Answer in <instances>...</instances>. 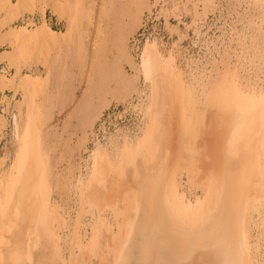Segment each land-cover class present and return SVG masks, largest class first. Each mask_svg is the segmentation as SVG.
<instances>
[{
  "label": "rangeland",
  "instance_id": "374dc122",
  "mask_svg": "<svg viewBox=\"0 0 264 264\" xmlns=\"http://www.w3.org/2000/svg\"><path fill=\"white\" fill-rule=\"evenodd\" d=\"M137 1L0 0V55L9 62L7 68L0 64V182L14 170L23 144L31 139L44 172L49 207L57 213V264H122L136 234L140 203L135 180L121 182L117 175L126 142L133 150L155 125L147 112L150 83L138 69L142 49L137 55L131 43L136 34L144 33L143 42L151 38L147 41L157 43L164 66L172 71L171 80L182 84L181 105L190 119L187 138L192 143L187 144L194 158L202 154L201 161L196 158L200 162L193 159L198 173L189 165L192 162L180 170L179 86L176 126L167 144V193L179 216L180 207L187 220L197 223L211 216L206 212L211 189L204 186L212 169L205 155L211 152L202 147L208 127H200L198 121L207 112V95L222 85L243 106L264 108V0ZM43 24L56 36L54 47L42 54L41 38L30 56L12 63L7 52L14 50V42L8 32L18 27L28 33ZM14 75H32L39 95L26 103L21 89L1 85ZM260 144L258 163L264 178V141ZM97 150L111 165L106 186L91 184ZM256 189L261 191L258 202L243 222L249 255L244 248L241 258L234 255L240 262L228 261V248L216 264H264V183ZM36 243V237H30L29 248ZM156 243L160 249V240ZM157 244L153 260L159 263Z\"/></svg>",
  "mask_w": 264,
  "mask_h": 264
},
{
  "label": "bare ground",
  "instance_id": "6f19581e",
  "mask_svg": "<svg viewBox=\"0 0 264 264\" xmlns=\"http://www.w3.org/2000/svg\"><path fill=\"white\" fill-rule=\"evenodd\" d=\"M105 10L106 8L103 9ZM115 30L117 29L113 31ZM24 31L13 27L8 32V36H11L14 42V50L7 52L12 63L17 64L30 56L36 48L35 43L41 38L43 42L41 53L44 55H47L48 50H51L50 48L56 43L54 41L52 43L53 37L56 36L49 31V26L46 24L28 33ZM69 33L70 29L62 32V35L68 36ZM106 38L108 36L104 40ZM142 47L138 69L145 74V78L150 83V104L147 112L155 121V125L147 131L133 150L126 142L121 151L118 180L121 182L128 181V178L135 180V190L140 203V220L136 223V234L129 249L122 255V264H151L153 259L157 260V255L153 252L156 247L153 245L156 246L158 239L160 249L158 243L157 252L158 260L161 259L158 261L160 264H206L208 261V264H216V259L223 252H228V248L231 258L228 261L235 259L240 262L234 255L241 258L244 248L246 254L249 252L248 244L242 237L245 218L250 213V207L254 206L255 201L258 202L257 194L261 191L256 187H262L264 183V178L260 174L262 168L258 163L260 143L264 141V108H259V105L256 108L243 106L242 103H238L236 94L226 92L222 85H218L207 95V112L197 117L200 127H205V124L208 127L205 131H208L206 133L209 136L206 138L204 135L207 140L203 139L207 144L201 146L206 147V152L207 150L211 152V156L210 154L208 156V153L205 155L211 158L212 169L209 166L211 171H208L209 176L204 180L206 182L204 186L207 185L206 187L211 189L209 197L211 204L206 208V212H210L211 216L199 223L192 219L187 220L188 217L183 214L181 207L179 216L170 205L167 193L171 158L167 144L172 138L174 115L178 113L175 106L179 101V86L180 170L187 167L190 162H192L189 164L191 167L197 166L193 159H200L202 154L200 153V156L197 153L198 156L194 158L192 147L189 148L187 144L188 134H191L187 124L190 119H186L181 105L182 84L173 83L171 80L172 71L164 66L156 42L147 41ZM35 83L36 80L32 75L24 77L14 75L5 78L1 85L21 89L24 93V101L29 103L31 97L39 95L40 88L33 86ZM197 117L195 116V121ZM196 133L195 130L194 134ZM29 141L31 139L23 144L14 170L0 182V264H57L55 249L59 245V236L54 228L57 213L49 207L44 172L38 155L32 151ZM92 157L91 184L92 182L97 185L107 184L111 165L100 150L95 151ZM195 168L197 171L199 167ZM258 180H260L259 185ZM7 201L9 207L4 204ZM9 231L14 232L15 236L8 237ZM32 236L37 239L33 250L29 248V239ZM229 242L234 244L231 245ZM204 257L208 258V261L204 260Z\"/></svg>",
  "mask_w": 264,
  "mask_h": 264
},
{
  "label": "built area",
  "instance_id": "2783aa9c",
  "mask_svg": "<svg viewBox=\"0 0 264 264\" xmlns=\"http://www.w3.org/2000/svg\"><path fill=\"white\" fill-rule=\"evenodd\" d=\"M144 33H138L136 34L132 40H131V43H132V46H133V50L135 51V53L137 55H139V53L141 52V47L143 46V41H144Z\"/></svg>",
  "mask_w": 264,
  "mask_h": 264
},
{
  "label": "crops",
  "instance_id": "0c3cea01",
  "mask_svg": "<svg viewBox=\"0 0 264 264\" xmlns=\"http://www.w3.org/2000/svg\"><path fill=\"white\" fill-rule=\"evenodd\" d=\"M0 52H1V50H0ZM0 64H2V65H5V68H7L8 67V64H9V62H8V60L7 59H5V58H2L1 57V55H0ZM7 66V67H6Z\"/></svg>",
  "mask_w": 264,
  "mask_h": 264
}]
</instances>
